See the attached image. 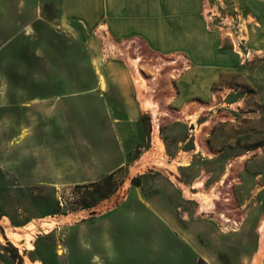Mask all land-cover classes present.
<instances>
[{
    "label": "rangeland",
    "instance_id": "rangeland-1",
    "mask_svg": "<svg viewBox=\"0 0 264 264\" xmlns=\"http://www.w3.org/2000/svg\"><path fill=\"white\" fill-rule=\"evenodd\" d=\"M58 1L0 0V264H264V10H206L193 59Z\"/></svg>",
    "mask_w": 264,
    "mask_h": 264
},
{
    "label": "crops",
    "instance_id": "crops-1",
    "mask_svg": "<svg viewBox=\"0 0 264 264\" xmlns=\"http://www.w3.org/2000/svg\"><path fill=\"white\" fill-rule=\"evenodd\" d=\"M231 0H60L62 13L87 26L106 25L114 38L141 39L160 49H183L193 59L207 58L199 45L222 41L215 25L206 21V10L224 11ZM264 0H237L250 12L264 10ZM216 8V9H214ZM250 25V24H249ZM187 62V58H185Z\"/></svg>",
    "mask_w": 264,
    "mask_h": 264
},
{
    "label": "trees",
    "instance_id": "trees-1",
    "mask_svg": "<svg viewBox=\"0 0 264 264\" xmlns=\"http://www.w3.org/2000/svg\"><path fill=\"white\" fill-rule=\"evenodd\" d=\"M114 178V174L111 173L106 177L107 182H111ZM106 181H93L82 184H77L74 193L79 197L75 199L73 203L75 205L79 204L82 207H90L97 205L102 199H105L113 193L114 188L104 190L103 185ZM94 187L95 191H91L90 188ZM97 189V190H96ZM84 190V191H83Z\"/></svg>",
    "mask_w": 264,
    "mask_h": 264
},
{
    "label": "bare ground",
    "instance_id": "bare-ground-1",
    "mask_svg": "<svg viewBox=\"0 0 264 264\" xmlns=\"http://www.w3.org/2000/svg\"><path fill=\"white\" fill-rule=\"evenodd\" d=\"M110 48L111 49H116V47L115 46H113V45H110ZM138 61H139V58H136V59H133V63H134V66L136 67V70H137V72H138V74H139V79H138V81H142V82H144V83H146L147 81H146V79L142 76V74L140 73V65L138 64ZM175 75H173L172 77H174ZM150 106L151 105V102H147V103H143V106ZM151 107H153V109H154V111H155V113L157 112V110L159 109L160 110V105L158 104V103H154V104H152L151 105ZM191 115V114H190ZM187 118V117H186ZM192 118V117H191ZM195 120V118H193L192 120H191V122H193ZM158 126H159V124L158 123H155L154 124V130L157 132L158 131ZM156 138H158V136L156 135ZM229 168V167H228ZM230 170V169H229ZM199 184H202L201 182L199 183ZM185 190V189H184ZM41 225H43V226H48L50 229V231L53 229V227H54V224L52 223V222H48V221H44V222H42L41 223ZM34 227H37V225H34L33 226V228ZM32 229V228H31ZM48 230V231H49ZM45 231H46V229H45ZM7 234L13 239V242L15 243V244H22V245H24V247L26 248V249H29V250H32V249H34V244H33V242H32V240L35 238V234L33 233V231H31V232H28L26 235H25V238H23L22 237V235L19 233V232H17V231H8L7 232ZM263 241H262V243H261V246H260V250H259V253H261V252H263L264 251V236H263Z\"/></svg>",
    "mask_w": 264,
    "mask_h": 264
},
{
    "label": "flooded vegetation",
    "instance_id": "flooded-vegetation-1",
    "mask_svg": "<svg viewBox=\"0 0 264 264\" xmlns=\"http://www.w3.org/2000/svg\"><path fill=\"white\" fill-rule=\"evenodd\" d=\"M137 53H139V52H137Z\"/></svg>",
    "mask_w": 264,
    "mask_h": 264
}]
</instances>
